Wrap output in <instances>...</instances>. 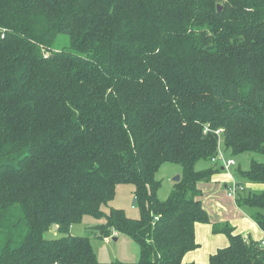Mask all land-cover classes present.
<instances>
[{
	"label": "trees",
	"instance_id": "obj_1",
	"mask_svg": "<svg viewBox=\"0 0 264 264\" xmlns=\"http://www.w3.org/2000/svg\"><path fill=\"white\" fill-rule=\"evenodd\" d=\"M219 140L264 156V0H0V264H182L209 222L197 184L220 172ZM165 163L181 171L160 199ZM235 174L264 186V161ZM122 182L137 218L102 210ZM235 202L264 232V188ZM85 214L138 260L98 261L69 232ZM213 231L228 243L210 264H264L260 241Z\"/></svg>",
	"mask_w": 264,
	"mask_h": 264
},
{
	"label": "rangeland",
	"instance_id": "obj_2",
	"mask_svg": "<svg viewBox=\"0 0 264 264\" xmlns=\"http://www.w3.org/2000/svg\"><path fill=\"white\" fill-rule=\"evenodd\" d=\"M220 135V134H219ZM219 147L223 151V146L221 141L219 140ZM232 158L235 159L236 165L232 167V170L230 169V172L235 174V170L237 167H240L242 170H247L249 167V161L251 159H256L258 161H264V156L258 155L255 153H242L235 157L232 156ZM210 162L206 161H199L195 168L197 170L203 169L205 167H208ZM212 165V164H210ZM181 171V167L176 164H170L165 163L163 164L158 171L155 174V178L160 181L161 185L158 189V197L160 199H165L167 195L169 194L170 189L172 188L173 180L172 178L176 176ZM221 172V171H220ZM226 173V171H224ZM223 174V173H222ZM224 175V174H223ZM233 176V179L237 182L236 178ZM248 183V182H246ZM245 183V184H246ZM244 184V183H243ZM244 184V185H245ZM263 187V185H262ZM245 190L249 193L252 192H260L263 190V188H248L246 187ZM227 192V191H225ZM223 198H226L224 194H222ZM231 198V197H229ZM134 185L132 183L128 182H122L118 183L115 186L113 198L108 201L106 205L102 206V210L104 212H108L109 208H120L124 211L125 215L129 218H137L139 217V208L136 204V201L134 202ZM232 199V198H231ZM235 201V199H233ZM225 201H229L228 198L225 199ZM241 211L244 213H247L248 216H251L254 209L241 206ZM207 212V211H206ZM232 214L228 217H232ZM219 217H222L220 214ZM209 218V217H208ZM241 219H243L245 222H248L244 216H241ZM229 220V219H228ZM103 222V219L96 218L90 214H85L82 216L81 220L77 223H74L70 226L69 232L74 235H87L90 237V242L93 247L94 253L96 255V258L100 262H110V261H123V262H135L138 260L139 257V249L138 245L126 234H120L116 231L112 233L111 236H108L106 238L98 239L95 237L93 230L91 229L92 226L101 224ZM231 222V221H229ZM61 234H59L56 229H52V227L46 231L45 237H60ZM113 236L117 239L114 240ZM250 238V237H248ZM259 241V240H258ZM203 245L201 249H203L205 246ZM57 264V263H55Z\"/></svg>",
	"mask_w": 264,
	"mask_h": 264
},
{
	"label": "crops",
	"instance_id": "obj_3",
	"mask_svg": "<svg viewBox=\"0 0 264 264\" xmlns=\"http://www.w3.org/2000/svg\"><path fill=\"white\" fill-rule=\"evenodd\" d=\"M230 169L232 170V168ZM220 171L214 174L209 181L197 184L198 189L201 191L199 198L204 209L207 211L209 222L195 224V240L198 243V247L184 255L182 264H210L208 261L209 255L214 253L217 248L227 245L228 239L226 235L213 231L214 224L228 223L234 228V232L241 234L244 238L250 237L254 240H260L264 235V232L252 219V216H248L247 213L242 212L236 202L227 196L225 191L231 182V178L229 173H225L222 167ZM230 174L232 173L230 172ZM231 176L233 178L234 174ZM234 177L236 178V176ZM244 184V188H264V186L262 187L261 184L257 183ZM222 194L229 201H225L226 198H223ZM230 213L232 217H228ZM220 214L222 217H219ZM242 215L248 222L241 219ZM203 242H205V247L201 249Z\"/></svg>",
	"mask_w": 264,
	"mask_h": 264
},
{
	"label": "built area",
	"instance_id": "obj_4",
	"mask_svg": "<svg viewBox=\"0 0 264 264\" xmlns=\"http://www.w3.org/2000/svg\"><path fill=\"white\" fill-rule=\"evenodd\" d=\"M221 130H216L215 133L219 135ZM211 162L217 163L220 165L227 173H229L231 182L228 184L226 189V194L228 197H231L232 199H235L237 193L242 192L244 189V186L242 184H239L232 178V174H230V168H232L234 165H236V161L234 158L226 156L221 148L218 146L217 154L211 159ZM260 246L264 247V235L259 240Z\"/></svg>",
	"mask_w": 264,
	"mask_h": 264
},
{
	"label": "water",
	"instance_id": "obj_5",
	"mask_svg": "<svg viewBox=\"0 0 264 264\" xmlns=\"http://www.w3.org/2000/svg\"><path fill=\"white\" fill-rule=\"evenodd\" d=\"M219 8H220V6L218 5V6H217V9H219ZM179 178H180V175L177 174L176 176H174V177L172 178V180H173V182H176V181L179 180ZM134 202H135V199H134ZM56 228H57V226H56L55 224H53V225H52V229H56ZM113 239L116 240V237H113Z\"/></svg>",
	"mask_w": 264,
	"mask_h": 264
}]
</instances>
